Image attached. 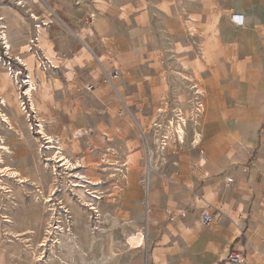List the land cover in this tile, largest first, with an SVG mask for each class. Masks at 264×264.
Returning a JSON list of instances; mask_svg holds the SVG:
<instances>
[{
  "label": "crops",
  "instance_id": "0c3cea01",
  "mask_svg": "<svg viewBox=\"0 0 264 264\" xmlns=\"http://www.w3.org/2000/svg\"><path fill=\"white\" fill-rule=\"evenodd\" d=\"M43 1L49 23L38 28L37 38L57 71L48 78L26 62L36 85L33 107L54 117L46 124L65 131L68 140L80 130L75 148L83 151V140L89 141L80 116L95 118L94 113L95 143L120 138L126 148H137L127 118L144 131L136 105L148 97L157 105L164 81L159 70L168 64L204 93L200 123L207 174L190 171L200 157L182 156L172 180L150 174L142 176L141 186L135 168L140 153H130L123 198L136 204L128 216L142 215V264H238L229 260L234 249L244 264H264V0ZM114 70L121 73L116 92L104 81ZM0 80V93L14 100L9 76L0 72ZM87 84L93 86L90 95H84ZM147 85L149 95L143 91ZM39 88L41 95L35 93ZM133 106L134 112L128 109ZM44 122L40 118L43 128ZM46 137L58 149L56 139ZM204 211L212 219L208 225L202 224Z\"/></svg>",
  "mask_w": 264,
  "mask_h": 264
},
{
  "label": "rangeland",
  "instance_id": "374dc122",
  "mask_svg": "<svg viewBox=\"0 0 264 264\" xmlns=\"http://www.w3.org/2000/svg\"><path fill=\"white\" fill-rule=\"evenodd\" d=\"M47 7L43 0H0V72L9 76L8 93L16 95L13 100L5 92L0 93V98L6 99H0V141L13 152L0 151V264H142L146 249L142 215L132 212L128 216L127 211L135 209L136 204L123 198L128 194L125 185L129 156L134 151L140 153L135 168L141 186L142 176L150 174L170 180L180 170L182 156L200 157L190 171L207 174L200 123L204 93L188 76L177 75L168 64L159 70L164 81L157 105L149 97L136 105L142 109L144 131L134 118H127L129 124L125 122L131 126V137L140 141L137 148H126L120 138L108 144L95 143L92 132L96 130V113L95 118L80 116L89 141L83 140V151L75 148L79 138L76 132L80 130L75 129L68 140L65 131L55 132L53 124H46L55 118L43 117L32 106V98V105H28L23 95L29 86V80L27 86L22 82L29 76L26 62L48 78L57 71L38 46L37 30L49 23L42 15ZM2 32L7 33L10 53ZM87 87L84 95L91 94ZM111 87L117 91L115 84ZM151 88L143 86V91L149 95ZM128 109L134 112L136 108ZM40 118L45 121L44 134L41 126L31 129L35 122L41 125ZM46 135L56 139L58 149ZM59 150L73 165L63 166L58 161ZM186 215V211L180 212L182 218Z\"/></svg>",
  "mask_w": 264,
  "mask_h": 264
},
{
  "label": "built area",
  "instance_id": "2783aa9c",
  "mask_svg": "<svg viewBox=\"0 0 264 264\" xmlns=\"http://www.w3.org/2000/svg\"><path fill=\"white\" fill-rule=\"evenodd\" d=\"M20 73H21V71H20ZM119 76H120L119 71H118V70H114V71H112V72H110V73H106V74H105V80H104V81H105L106 83H108V84L114 86V82L119 78ZM28 79H29V77H28V75H27L26 78L22 81L23 84H25L26 86H27V80H28ZM15 81H17V80H15ZM86 89H87V91H91V90L93 89V86H92V85H89ZM25 90H26V89H25ZM25 90H24V91H25ZM23 95L29 100L28 102H30V104L28 103V105H32V103H31V98L28 97V95L25 94V92H23ZM24 106H25V105H24ZM32 106H33V105H32ZM32 108H33V107H32ZM32 108H29V109L32 111V114H31V115L33 116V119H36V118H35L36 116H35L34 110H33ZM37 127L40 128V125H39L37 122H35L34 125L31 124V129H33V128H37ZM228 181H229V182H233L232 179H229ZM181 215L184 217V216H185V213L182 212ZM171 220H174V216L171 217ZM211 220H212V219H211L209 213L204 212L203 215H202V224H203V225H208V224L211 222ZM229 260H231V261H233V262H235V263H238V264H243V263L246 262V260L244 259V257L242 256V254H241L240 251H232V252L230 253Z\"/></svg>",
  "mask_w": 264,
  "mask_h": 264
},
{
  "label": "bare ground",
  "instance_id": "6f19581e",
  "mask_svg": "<svg viewBox=\"0 0 264 264\" xmlns=\"http://www.w3.org/2000/svg\"><path fill=\"white\" fill-rule=\"evenodd\" d=\"M236 18V17H235ZM237 20V19H236ZM239 21V20H238ZM40 31V30H39ZM7 33H4V32H2V34H1V38L3 39V40H5V44H6V46L8 47V53H10V50H11V45H10V43H9V41H8V39H7V35H6ZM43 42V41H42ZM42 42H40V46H42ZM39 46V45H38ZM6 47V48H7ZM50 47V46H49ZM19 60L21 61V62H24V60L23 59H21V58H19ZM31 73V72H30ZM41 74V73H40ZM34 75V74H33ZM33 75H31V76H33ZM43 75V74H42ZM41 76V75H40ZM29 77V76H28ZM43 77V76H42ZM41 77V78H42ZM35 78V77H34ZM40 79V78H39ZM29 80V86H28V88L26 89V91H25V94H27L30 98H32V96H33V90L35 89V83H34V81H33V77H31L30 79H28ZM1 81V80H0ZM42 82V81H41ZM4 83V82H3ZM49 83V82H48ZM1 84V83H0ZM5 84V83H4ZM27 84H28V81H27ZM3 85V84H2ZM6 85V84H5ZM51 85V84H50ZM39 86V85H38ZM58 86V85H57ZM3 87V86H2ZM1 89V88H0ZM42 90L43 89H40L39 88V90H37V91H35V93L37 94V95H41L42 94ZM44 92V91H43ZM12 94H15V93H12ZM198 94V93H197ZM18 96V95H17ZM36 96V95H35ZM46 96V95H45ZM14 97H16V95L14 96ZM32 102V101H31ZM35 104V103H34ZM38 105V104H37ZM38 108V107H37ZM39 109V108H38ZM6 119V118H5ZM6 121H7V119H6ZM5 121V122H6ZM185 125V124H184ZM41 126V132L44 134L45 132L43 131V126H42V124L40 125ZM182 133H183V131H182V129H180L179 130V134H180V138L182 139V142H183V135H182ZM1 140H3V139H1ZM49 140H50V142H52L53 140L51 139V138H49ZM0 151H3V152H6L7 154H12L13 152H12V150L3 142V141H0ZM59 158V162H62V165L63 166H71V165H73L70 161H68V160H66L65 158H63L62 156H61V158L60 157H58ZM80 163H82L83 164V161L82 162H80ZM11 175V174H10ZM13 177H18V175H13ZM82 178V177H81ZM78 184V183H77ZM77 186V185H76Z\"/></svg>",
  "mask_w": 264,
  "mask_h": 264
}]
</instances>
